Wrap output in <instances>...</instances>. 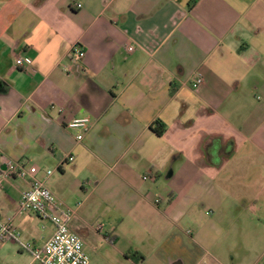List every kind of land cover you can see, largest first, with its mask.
Instances as JSON below:
<instances>
[{
    "label": "crops",
    "instance_id": "crops-1",
    "mask_svg": "<svg viewBox=\"0 0 264 264\" xmlns=\"http://www.w3.org/2000/svg\"><path fill=\"white\" fill-rule=\"evenodd\" d=\"M82 117L78 142L67 124ZM4 159L30 176L0 185V216L24 243L53 234L20 209L34 177L91 257L131 226L168 250L161 264L216 259L264 194L232 190L244 167L264 181V0H0V174ZM23 249L0 240V264H38Z\"/></svg>",
    "mask_w": 264,
    "mask_h": 264
},
{
    "label": "rangeland",
    "instance_id": "rangeland-1",
    "mask_svg": "<svg viewBox=\"0 0 264 264\" xmlns=\"http://www.w3.org/2000/svg\"><path fill=\"white\" fill-rule=\"evenodd\" d=\"M257 95L261 97L260 93ZM246 170L247 168L244 167L243 170L235 175L232 180L234 186L232 190L244 191L246 193H252L256 190L264 191V181L255 178L252 170ZM238 176H240L241 180L239 184L236 181ZM174 184H178V180H175ZM240 186L242 189H239ZM75 203H78V201ZM249 211L244 227L236 231L232 230V235L222 239L214 249L210 250V253L216 259L207 256L209 258L203 264H264V194L261 203L257 207L251 205ZM51 226L53 227L52 223L48 220H41L39 222L40 238H44V235L48 233V229ZM183 226L184 233L179 240L181 244L183 243L188 247L191 239L187 232H195L196 228L190 224ZM102 231L104 230L102 229ZM106 234L107 230L101 233V237L106 236ZM118 235L119 240L115 246L106 242H102V245L98 241L96 244L98 245L97 252L94 253L93 257L90 256L93 254V250L88 248L89 264H161L160 259H163L165 253L168 251L166 248H160L157 251L153 250L149 244L148 236L142 232V229L133 230L131 226L129 228L126 226L118 230ZM23 251L25 250L23 249ZM136 253L142 254L146 258V261L136 258ZM194 257L195 255L191 256L190 259L189 255L187 260L184 258L185 264H194L192 263L193 259H195Z\"/></svg>",
    "mask_w": 264,
    "mask_h": 264
},
{
    "label": "built area",
    "instance_id": "built-area-1",
    "mask_svg": "<svg viewBox=\"0 0 264 264\" xmlns=\"http://www.w3.org/2000/svg\"><path fill=\"white\" fill-rule=\"evenodd\" d=\"M81 7V6H79ZM129 53L135 51L134 46L127 48ZM71 56L77 59L85 57V53L78 47H74ZM18 66H23L22 58H17ZM204 84V77L197 75L192 83V88L197 90ZM91 119L88 117L75 118L67 124V128L77 132L76 140L82 142L89 132ZM69 162H74L72 155L67 157ZM5 170L0 174V185L3 180L27 179L29 173L24 163L4 159ZM52 171L47 175L51 176ZM155 203H160L156 199ZM21 211L34 213L41 220H48L53 225V234L42 248L33 247L32 244L24 243L21 234L17 231L10 220L0 216V240L16 241L22 248L31 252L33 259L39 264H89V257L85 253L82 239L72 233L69 229L71 212H59V202L56 196L45 186L43 182L32 177L29 180V188L25 190L20 198Z\"/></svg>",
    "mask_w": 264,
    "mask_h": 264
},
{
    "label": "trees",
    "instance_id": "trees-1",
    "mask_svg": "<svg viewBox=\"0 0 264 264\" xmlns=\"http://www.w3.org/2000/svg\"><path fill=\"white\" fill-rule=\"evenodd\" d=\"M152 130L160 137H162L163 135H165V133L167 132V126L162 123L161 121H158L155 123V127H152ZM136 258L139 257L140 260H143V256H141L140 254L136 253Z\"/></svg>",
    "mask_w": 264,
    "mask_h": 264
}]
</instances>
